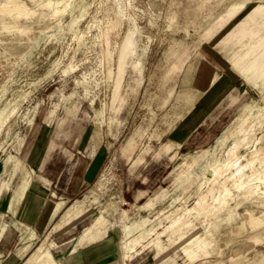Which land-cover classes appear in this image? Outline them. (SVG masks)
<instances>
[{
	"label": "rangeland",
	"instance_id": "rangeland-1",
	"mask_svg": "<svg viewBox=\"0 0 264 264\" xmlns=\"http://www.w3.org/2000/svg\"><path fill=\"white\" fill-rule=\"evenodd\" d=\"M18 1L0 0V109L18 103L0 126V164L14 153L6 172L24 170L19 151L38 130L40 138L73 134L74 157L97 166L78 194L54 198L96 201L51 233L57 264H264V195L244 198L209 175L216 159L250 172L264 158L246 160L254 144L264 147V0H73L65 9L63 0ZM229 83L231 95L222 94ZM250 111L241 128L258 139L230 154L245 131L217 139ZM203 170L217 199L198 203L211 185ZM103 209L104 238L77 244ZM123 209L146 219L135 234L152 227L128 262ZM19 245L18 236L8 264L22 262Z\"/></svg>",
	"mask_w": 264,
	"mask_h": 264
},
{
	"label": "crops",
	"instance_id": "crops-1",
	"mask_svg": "<svg viewBox=\"0 0 264 264\" xmlns=\"http://www.w3.org/2000/svg\"><path fill=\"white\" fill-rule=\"evenodd\" d=\"M40 136L37 130L22 145L19 156L25 168L14 171L8 186L3 185L2 180L10 173L6 172L9 165L5 164V159L0 164V219L3 216L4 220H0V264H8L6 257L12 252L18 236L20 245L16 255L22 259L20 264H34L40 244L56 262L51 253L54 243L50 240L51 233L81 219L96 202L85 193L70 202L54 199L78 194L84 184L95 178L97 166L92 158L84 162L80 156L74 157L79 149L75 147L78 139L73 134L69 138L59 133H51L46 138ZM89 154L95 155L91 145ZM62 181V191H59ZM107 212L103 209L95 215L76 237L77 244L93 246L104 238L110 226L104 223ZM48 223L43 239L36 243V232L46 228ZM103 242L112 243L107 238ZM75 247L69 252L71 257H76Z\"/></svg>",
	"mask_w": 264,
	"mask_h": 264
},
{
	"label": "bare ground",
	"instance_id": "bare-ground-1",
	"mask_svg": "<svg viewBox=\"0 0 264 264\" xmlns=\"http://www.w3.org/2000/svg\"><path fill=\"white\" fill-rule=\"evenodd\" d=\"M57 1H59V0H57ZM63 1H65L64 2L65 3V6H64L63 9H65V7L67 5H69L71 2H73V0H63ZM50 2H51V0H46V2H44V3L42 2V3H43V5H49ZM8 3H13L14 7H19V5H20V2L18 0H8ZM83 4H84V2H83ZM7 5H10V4H7ZM58 10L59 9L55 7V10L54 11H58ZM234 86H235L234 83H229L226 86V88L224 89V91L221 92V93L222 94H230L231 95L230 90ZM23 95H25V92L22 94V96ZM40 102H41V100H40ZM16 104H18V103H16ZM16 104L15 105H12V106L9 105L10 106L9 107L10 109H7L8 107H6V106H4V107H2L0 109V126H2V123H5V121H6L5 119H7L8 115L12 111H14V108H16L15 107ZM252 105L255 106L254 104H252ZM42 111H44V110H42ZM252 114H253V112L250 111L246 115H244L243 117L239 118V120H237L235 123H233L231 126H229L221 134V136H219V138L217 139V143L220 144V145H222L223 143H225L227 141L228 138H230L232 136H235L236 133L241 132V131H245V132H243L242 137H239L238 138L239 140L237 139V142L234 143L233 147L230 150V154L231 153H235L237 147L240 146V145H242L243 143L244 144H247L250 141H253L255 143L256 140L258 139V137L251 138V137H249L247 135V134H249V131H246L247 130V127L244 128V129L241 128L243 122L250 115H252ZM255 115H257V116L260 115V111H257ZM29 121L33 122V116L29 118ZM250 124L251 123H249V125ZM203 147H204V145H203ZM263 149H264L263 145H261L259 143H256V144H254L253 147H250L248 149V152L250 154V158H246L247 162H249L250 160H253L255 158H258L261 154L264 155ZM232 156H233V154H232ZM240 156L242 158H244L246 156V154L243 153V152H241L240 153ZM15 157H16V154H14V153L7 154L5 156V164L8 165L11 162L15 164L16 163L15 162ZM193 161L195 162V159H193ZM219 161L220 160L216 159L212 164H210L211 165V168L210 169H212V172L209 175L210 176L213 175V177H215V178L218 177V176H220L221 177L220 186H222L224 188V190L228 191V189H229L228 187L229 186H233V187H235L236 190L240 191L241 195L244 198H254V199H257V200H258L257 197L264 195V158L262 159V161L259 162L258 165L252 166V168H250V172L243 171V164L240 161H237L234 164V166L232 168H230V169L227 168V167H226V169H221L220 164L222 165V163L219 162ZM21 162H23V161H21ZM207 167H208V165L206 166V168ZM223 167H224V165H223ZM254 167H255V169H254ZM14 171H15V169H12V171L8 174V176L2 180L3 185H6V186L9 185L11 176L13 175ZM209 175L206 176L205 175V171H204L203 176H204L205 182L208 183L209 180H210L211 185L208 184V186L206 188V191L204 193H202V194L199 195V199L197 200L198 203L201 202V200H203V198L207 194L211 195V197H212L213 200H216L217 199V197L214 195V193L212 191L213 188L215 187L214 186L215 181H211V177ZM198 185L201 186L200 184H198ZM220 203H221L220 201L219 202L217 201L216 204H213V210H217L218 207H220L219 206ZM113 206L116 207V204L114 203ZM186 210L187 211H190L191 208L190 209L188 208ZM122 212H123V218L125 220L123 221V225H122L123 235H122L121 242H120L119 245H120V248H121V252H122V256H123L124 262H128L127 260H129V258L132 256L133 251L136 249V246L140 243V241L142 240V238H144L146 236V234H149L152 231V227H145L141 231L137 232V234H135L136 232L134 233V230L137 227H140V226L144 225L146 219H141V220L133 219V220H130L126 216V213H125V210L124 209H123ZM179 217L180 216L176 214L175 216H173V221L176 222L179 219ZM196 244H198V243H195V245ZM190 245H192V244H189V245H185L184 246L185 247L184 248L185 251H187L191 247ZM104 246H109V242L105 243ZM197 246H199V244ZM34 264H56V262H54L52 260V258L50 257V253L48 252V250H43L41 248V246H38L37 247V253L35 255Z\"/></svg>",
	"mask_w": 264,
	"mask_h": 264
}]
</instances>
